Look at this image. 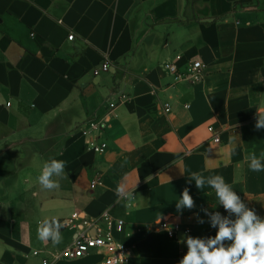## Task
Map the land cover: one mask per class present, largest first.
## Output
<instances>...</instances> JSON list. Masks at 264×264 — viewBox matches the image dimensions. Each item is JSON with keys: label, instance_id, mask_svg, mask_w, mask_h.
<instances>
[{"label": "crops", "instance_id": "obj_1", "mask_svg": "<svg viewBox=\"0 0 264 264\" xmlns=\"http://www.w3.org/2000/svg\"><path fill=\"white\" fill-rule=\"evenodd\" d=\"M196 60L197 82L166 67ZM261 107L264 0H0V264H106L96 250L60 256L83 218L104 213L125 220L128 264H173L186 236H215L205 209L229 215L192 172L222 176L264 218V171L246 159L264 162ZM102 118L108 148L95 153L82 128ZM51 159L66 165L49 191L37 177ZM185 188L195 207L178 211ZM52 217L64 225L55 246L37 238ZM158 220L183 230L170 238Z\"/></svg>", "mask_w": 264, "mask_h": 264}, {"label": "clouds", "instance_id": "obj_2", "mask_svg": "<svg viewBox=\"0 0 264 264\" xmlns=\"http://www.w3.org/2000/svg\"><path fill=\"white\" fill-rule=\"evenodd\" d=\"M256 110L255 127L257 130L264 129V107ZM261 157H264V153H261ZM246 159L249 161L251 171H264V162L254 152ZM65 165L66 161L57 159L45 162L37 177L41 188L49 191L59 188L58 181L53 177L64 176ZM189 180L194 181L199 190H203L205 184L211 187L215 192L218 204L222 205L229 215L223 216L218 211L209 213L205 209L211 227L217 229L216 234L214 237L207 238L186 236L184 242L187 252L179 264H264V218L248 208L222 176L205 178L200 173L192 172ZM116 195L126 197L130 193L123 185H118ZM194 207L195 201L189 190L185 188L179 199L176 200V208L181 211L185 208L191 210ZM233 215L235 219L230 218ZM198 222L204 223V220L198 219ZM63 226L56 217L45 218L38 223L37 238L41 242L51 241L53 246L58 245L62 241L61 229Z\"/></svg>", "mask_w": 264, "mask_h": 264}, {"label": "built area", "instance_id": "obj_3", "mask_svg": "<svg viewBox=\"0 0 264 264\" xmlns=\"http://www.w3.org/2000/svg\"><path fill=\"white\" fill-rule=\"evenodd\" d=\"M73 38L74 35L70 34L69 39L72 40ZM109 67L110 62L106 60L102 65V69L108 70ZM166 67L180 77L187 75V77L194 82L201 81L205 75L204 65L199 60L190 62L188 70L185 73H182L175 63H168ZM95 73L98 74L99 70H96ZM122 98L125 97L123 96ZM115 104V101H111L109 104L110 108H113ZM164 111L170 112L171 108L166 107ZM105 119L106 118L88 120L82 128V132L89 136L88 148L95 153H102L108 148V144L105 141L99 140L100 130L104 126ZM210 130L213 131V127H210ZM213 141L219 143L220 136L215 134ZM99 184H101V180L98 178L91 181L92 188H95ZM78 218H80V212H74L69 224ZM125 224L124 219L115 218L109 213L102 214L96 220L83 218L79 225V230L77 231V237L61 252L60 256L68 259H75L84 256L92 250H96L105 253L106 264H128L131 246L124 243L116 236V232L121 233L124 231ZM159 225L170 238H176L178 233L183 230L180 224L175 223L170 225L168 220H161ZM92 229H95L94 236L91 233ZM186 252L187 246L181 250L173 264H179V261ZM39 253L40 251L38 250L33 252L34 255H38ZM44 263L48 264L49 262L48 260H44Z\"/></svg>", "mask_w": 264, "mask_h": 264}]
</instances>
